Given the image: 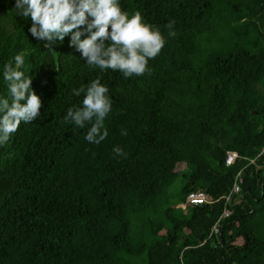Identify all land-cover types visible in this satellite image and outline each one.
<instances>
[{
	"label": "trees",
	"instance_id": "1",
	"mask_svg": "<svg viewBox=\"0 0 264 264\" xmlns=\"http://www.w3.org/2000/svg\"><path fill=\"white\" fill-rule=\"evenodd\" d=\"M121 7L168 40L150 75L88 68L69 37L46 47L15 0H0V72L22 52L43 104L0 146V264H264V0ZM98 76L113 110L94 145L88 127L62 121L82 106L72 90ZM229 152L241 158L227 167ZM239 173L232 215L210 238ZM197 191L211 204L179 207Z\"/></svg>",
	"mask_w": 264,
	"mask_h": 264
},
{
	"label": "clouds",
	"instance_id": "2",
	"mask_svg": "<svg viewBox=\"0 0 264 264\" xmlns=\"http://www.w3.org/2000/svg\"><path fill=\"white\" fill-rule=\"evenodd\" d=\"M17 16L31 21V36L55 42L70 38L69 46L80 53L84 65L101 73L119 72L124 79L150 75V60L159 56L168 40L161 29L145 21L142 13L129 14L121 7V0H15ZM175 21L169 22L168 37L174 38ZM6 94H0V146L9 142L20 129L41 118V97L32 88L33 79L27 74L23 53H17L3 65ZM81 97L82 106L69 107L62 123L79 129L88 127L84 139L94 145L102 144L109 136L105 121L113 110V100L101 77L88 85L72 90ZM90 126V127H89ZM127 135V131H122ZM126 158L123 149H113Z\"/></svg>",
	"mask_w": 264,
	"mask_h": 264
},
{
	"label": "built area",
	"instance_id": "3",
	"mask_svg": "<svg viewBox=\"0 0 264 264\" xmlns=\"http://www.w3.org/2000/svg\"><path fill=\"white\" fill-rule=\"evenodd\" d=\"M241 157L235 153V152H229L227 154L225 164L227 167L233 166L237 160H239ZM251 164H254V161H251ZM242 173H239L237 178L235 179V182L233 184V187L231 189V192L229 195L225 198V209L223 211V214L221 218L218 220V222L213 226L210 233L211 237H217L220 235V231L222 228L223 221L229 219L232 215L231 207L235 203V196L239 195L240 187L243 184V178ZM211 204V200L207 197L206 193L203 191H197L190 193L187 198L184 205H181L180 207L185 208L186 205H192L193 207H199L203 205Z\"/></svg>",
	"mask_w": 264,
	"mask_h": 264
},
{
	"label": "rangeland",
	"instance_id": "4",
	"mask_svg": "<svg viewBox=\"0 0 264 264\" xmlns=\"http://www.w3.org/2000/svg\"><path fill=\"white\" fill-rule=\"evenodd\" d=\"M184 184V180L182 178V176H180L176 181L175 183L173 184L171 190L174 192L180 190V188L183 186ZM180 207V206H179Z\"/></svg>",
	"mask_w": 264,
	"mask_h": 264
}]
</instances>
